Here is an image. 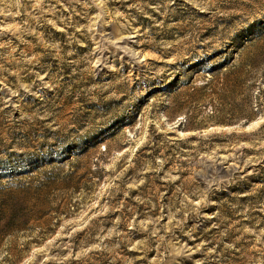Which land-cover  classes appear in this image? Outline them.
Wrapping results in <instances>:
<instances>
[{
  "label": "rangeland",
  "instance_id": "374dc122",
  "mask_svg": "<svg viewBox=\"0 0 264 264\" xmlns=\"http://www.w3.org/2000/svg\"><path fill=\"white\" fill-rule=\"evenodd\" d=\"M0 264H264V0H0Z\"/></svg>",
  "mask_w": 264,
  "mask_h": 264
}]
</instances>
